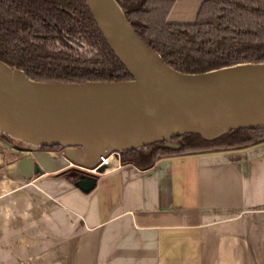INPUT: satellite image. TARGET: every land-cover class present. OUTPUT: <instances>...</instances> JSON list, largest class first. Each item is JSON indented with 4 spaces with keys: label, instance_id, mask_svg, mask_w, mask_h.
<instances>
[{
    "label": "crops",
    "instance_id": "1",
    "mask_svg": "<svg viewBox=\"0 0 264 264\" xmlns=\"http://www.w3.org/2000/svg\"><path fill=\"white\" fill-rule=\"evenodd\" d=\"M200 2L167 17L190 22ZM10 150L0 141V264H264V141L121 163L87 193L10 178Z\"/></svg>",
    "mask_w": 264,
    "mask_h": 264
},
{
    "label": "water",
    "instance_id": "2",
    "mask_svg": "<svg viewBox=\"0 0 264 264\" xmlns=\"http://www.w3.org/2000/svg\"><path fill=\"white\" fill-rule=\"evenodd\" d=\"M84 1L131 78L47 81L0 59V137L13 143L7 176L28 183L44 174L40 180L50 181L51 192L77 187L87 193L109 167L87 169L101 154L144 151L152 143L178 149L175 137L184 134L209 140L240 128H264V61L182 71L138 36L118 0ZM54 144L62 146L69 164L81 167L70 166L68 178L65 170L48 175L51 157L41 148Z\"/></svg>",
    "mask_w": 264,
    "mask_h": 264
},
{
    "label": "trees",
    "instance_id": "3",
    "mask_svg": "<svg viewBox=\"0 0 264 264\" xmlns=\"http://www.w3.org/2000/svg\"><path fill=\"white\" fill-rule=\"evenodd\" d=\"M175 0H118L139 37L172 67L203 72L240 61H264V0H203L195 21L171 23ZM59 29L82 32L97 47L93 55L57 50L47 40ZM0 59L47 81L128 80L125 69L103 38L84 0H0ZM181 147L152 143L147 151L120 152L124 163L148 167L166 154L240 148L264 141V128H240L205 140L175 137ZM61 148V145L43 148Z\"/></svg>",
    "mask_w": 264,
    "mask_h": 264
},
{
    "label": "flooded vegetation",
    "instance_id": "4",
    "mask_svg": "<svg viewBox=\"0 0 264 264\" xmlns=\"http://www.w3.org/2000/svg\"><path fill=\"white\" fill-rule=\"evenodd\" d=\"M47 40H49V42H53L54 45H56L57 50H63V51H69L72 52L76 55H93V53H96L97 51V47L94 46L92 43L89 42V40L84 36V34L82 32H76L75 35L69 34L67 32L64 31H60L58 28L54 29L51 31L50 36H47ZM44 149L46 152L47 151H52L54 149L60 150V148H41ZM62 149V147H61ZM229 149V148H228ZM230 149H239V148H230ZM219 150V149H216ZM51 164H52V170H51V174H55L58 171L61 170H65V172H63V174H65V176L70 177V175L68 174L71 171L70 166H77L79 168H81L79 165L73 164L67 162V163H63L61 160V164L60 166H55L54 168V164H53V159L51 157ZM70 168V169H69Z\"/></svg>",
    "mask_w": 264,
    "mask_h": 264
},
{
    "label": "rangeland",
    "instance_id": "5",
    "mask_svg": "<svg viewBox=\"0 0 264 264\" xmlns=\"http://www.w3.org/2000/svg\"><path fill=\"white\" fill-rule=\"evenodd\" d=\"M0 141L6 146V148L7 147L8 148H12L13 147L12 146L13 143L8 138L0 137ZM245 147H248V146H245ZM148 149H149V146H147V148L144 151H147ZM47 153L53 159L54 168H55V166L57 167V166L62 165L61 164V160H62L63 163H67L68 162V160L64 157V155H63V149H61V148H60V150H57V149H54L52 151L49 150V151H47ZM119 161L122 162L121 159H120V156H119ZM113 162L116 163L114 159H113ZM122 163H124V162H122ZM48 175H51V173H49Z\"/></svg>",
    "mask_w": 264,
    "mask_h": 264
},
{
    "label": "built area",
    "instance_id": "6",
    "mask_svg": "<svg viewBox=\"0 0 264 264\" xmlns=\"http://www.w3.org/2000/svg\"><path fill=\"white\" fill-rule=\"evenodd\" d=\"M120 152H111L109 154H101L100 160L98 164L93 168H87L90 171L96 172V168L100 166L102 163H106L109 165V167L117 166L121 164L122 162L119 161ZM113 159L116 163L113 162Z\"/></svg>",
    "mask_w": 264,
    "mask_h": 264
}]
</instances>
